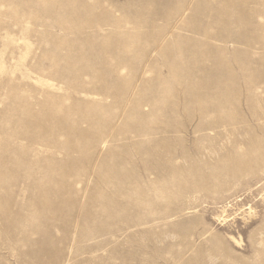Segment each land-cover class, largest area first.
Wrapping results in <instances>:
<instances>
[{
	"label": "rangeland",
	"instance_id": "rangeland-1",
	"mask_svg": "<svg viewBox=\"0 0 264 264\" xmlns=\"http://www.w3.org/2000/svg\"><path fill=\"white\" fill-rule=\"evenodd\" d=\"M0 264H264V0H0Z\"/></svg>",
	"mask_w": 264,
	"mask_h": 264
}]
</instances>
